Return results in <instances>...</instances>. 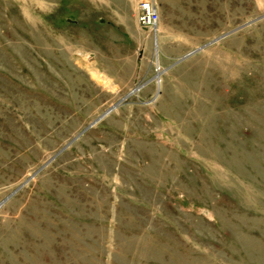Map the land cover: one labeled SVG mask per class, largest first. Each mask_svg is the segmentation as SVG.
<instances>
[{
    "label": "rangeland",
    "instance_id": "obj_1",
    "mask_svg": "<svg viewBox=\"0 0 264 264\" xmlns=\"http://www.w3.org/2000/svg\"><path fill=\"white\" fill-rule=\"evenodd\" d=\"M141 1L0 0V264H264V0Z\"/></svg>",
    "mask_w": 264,
    "mask_h": 264
},
{
    "label": "built area",
    "instance_id": "obj_2",
    "mask_svg": "<svg viewBox=\"0 0 264 264\" xmlns=\"http://www.w3.org/2000/svg\"><path fill=\"white\" fill-rule=\"evenodd\" d=\"M160 15L156 5L150 0H143L139 4V23L143 28L155 29Z\"/></svg>",
    "mask_w": 264,
    "mask_h": 264
},
{
    "label": "bare ground",
    "instance_id": "obj_3",
    "mask_svg": "<svg viewBox=\"0 0 264 264\" xmlns=\"http://www.w3.org/2000/svg\"><path fill=\"white\" fill-rule=\"evenodd\" d=\"M158 83L161 84V79L158 80ZM161 86V85H160Z\"/></svg>",
    "mask_w": 264,
    "mask_h": 264
}]
</instances>
